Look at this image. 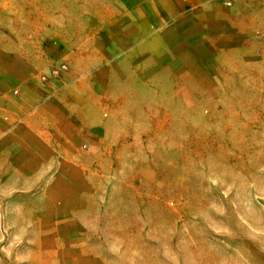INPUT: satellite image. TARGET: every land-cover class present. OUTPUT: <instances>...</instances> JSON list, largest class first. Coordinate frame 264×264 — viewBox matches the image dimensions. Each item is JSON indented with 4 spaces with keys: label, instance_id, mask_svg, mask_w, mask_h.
<instances>
[{
    "label": "rangeland",
    "instance_id": "374dc122",
    "mask_svg": "<svg viewBox=\"0 0 264 264\" xmlns=\"http://www.w3.org/2000/svg\"><path fill=\"white\" fill-rule=\"evenodd\" d=\"M242 2L245 49L189 90L130 92L138 122L109 171L85 157L78 198L0 202V264H264V0ZM6 15L41 20V0H0Z\"/></svg>",
    "mask_w": 264,
    "mask_h": 264
},
{
    "label": "crops",
    "instance_id": "0c3cea01",
    "mask_svg": "<svg viewBox=\"0 0 264 264\" xmlns=\"http://www.w3.org/2000/svg\"><path fill=\"white\" fill-rule=\"evenodd\" d=\"M242 1L41 0V20L0 16V202L41 214V195L78 198L85 157L107 156L109 171L127 116L138 122L130 92L189 90L201 68L245 49ZM111 8L124 14L107 19Z\"/></svg>",
    "mask_w": 264,
    "mask_h": 264
},
{
    "label": "built area",
    "instance_id": "2783aa9c",
    "mask_svg": "<svg viewBox=\"0 0 264 264\" xmlns=\"http://www.w3.org/2000/svg\"><path fill=\"white\" fill-rule=\"evenodd\" d=\"M227 4L229 5L230 4V2H227ZM64 67V66H63ZM58 72V70L57 69H54L53 70V74H56ZM44 78V77H43Z\"/></svg>",
    "mask_w": 264,
    "mask_h": 264
}]
</instances>
